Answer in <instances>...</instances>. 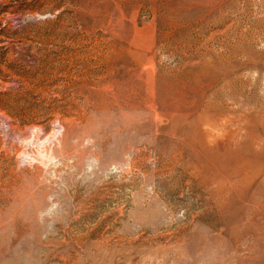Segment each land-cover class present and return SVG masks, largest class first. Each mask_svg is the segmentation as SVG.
<instances>
[{"label": "rangeland", "instance_id": "obj_1", "mask_svg": "<svg viewBox=\"0 0 264 264\" xmlns=\"http://www.w3.org/2000/svg\"><path fill=\"white\" fill-rule=\"evenodd\" d=\"M263 193L264 0H0V264H264Z\"/></svg>", "mask_w": 264, "mask_h": 264}, {"label": "bare ground", "instance_id": "obj_2", "mask_svg": "<svg viewBox=\"0 0 264 264\" xmlns=\"http://www.w3.org/2000/svg\"><path fill=\"white\" fill-rule=\"evenodd\" d=\"M195 127H196V126H195ZM204 138H205V137H204ZM206 142H207V141H206ZM203 143H204V142H203ZM230 147H231V146H230ZM228 149H229V147H228ZM257 154H258V153H257ZM218 155H219V154H217V156H218ZM222 155H223V154H222ZM225 155H226V154H225ZM223 157H224V156H223ZM249 157H250V156H249ZM216 159H218V158H216ZM223 160H224V159H223ZM236 160H237V159H236ZM261 160H262V159H261ZM219 161H220V160H219ZM247 162H248V161H247ZM247 162H246V163H247ZM251 162H253V161H251ZM246 163H245V164H246ZM234 164H235V163H234ZM243 164H244V163H243ZM199 165H200V164H199ZM205 165H206V164H205ZM251 165H253V164H251ZM240 166H241V165H240ZM242 167H243V165H242ZM247 167H248V165H247ZM257 167H258V166H257ZM222 168H223V167H222ZM245 168H246V167H245ZM254 168H255V167H254ZM258 168H259V167H258ZM236 169H237V168H236ZM241 169H242V168H241ZM250 169H251V168H250ZM250 169H248V170H250ZM262 169H263V168H262ZM234 170H235V169H234ZM238 170H240V169H238ZM245 170H246V169L243 170L244 173H245ZM256 170H257V169H256ZM256 170H255V171H256ZM220 172H222V171H220ZM240 172H241V171H240ZM248 172H249V171H248ZM253 172H254V171H253ZM257 172H258V171H257ZM257 172H256V173H257ZM225 173H227V172H225ZM242 173H243V172H242ZM251 173H252V172H251ZM222 174H223V173H222ZM230 174H231V173H230ZM235 174H236V173H235ZM224 175H225V174H224ZM228 175H229V174H228ZM228 175H227V176H228ZM220 177H221V176H220ZM217 178H218V177H217ZM243 178H244V177H243ZM241 179H242V178H241ZM232 180H233V179H232ZM240 181H241V180H240ZM252 182H253V181H252ZM248 184H249V183H248ZM258 186H259V185H258ZM238 187H239V186H238ZM240 187H241V186H240ZM228 188H229V187H228ZM248 189H249V188H248ZM257 189H258V188H257ZM261 189H262V187H261ZM228 190H229V189H228ZM244 190H246V189H244ZM259 190H260V189H259ZM259 190H258V193L260 192ZM261 192H262V191H261ZM243 193H244V192H243ZM263 194H264V193H263ZM235 203H236V202H235ZM229 206H230V205H229ZM231 206H232V205H231ZM233 208H234V207H233ZM232 211H233V209H232ZM237 217H238V216H237ZM235 222H236V221H235Z\"/></svg>", "mask_w": 264, "mask_h": 264}]
</instances>
